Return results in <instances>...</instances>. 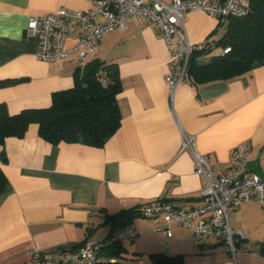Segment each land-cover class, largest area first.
I'll list each match as a JSON object with an SVG mask.
<instances>
[{
	"label": "crops",
	"instance_id": "1",
	"mask_svg": "<svg viewBox=\"0 0 264 264\" xmlns=\"http://www.w3.org/2000/svg\"><path fill=\"white\" fill-rule=\"evenodd\" d=\"M60 7L89 12L93 0H0V104L10 114L47 107L52 94L74 85L75 60L46 61L35 56L36 41L25 36L31 15ZM184 26L193 44L222 35L217 19L188 12ZM78 30L65 45L76 42ZM213 54L199 56L206 60ZM95 57L118 67L120 126L102 147L52 144L31 123L22 137L0 144L6 184L0 193V264H25L34 249L56 253L75 249L87 238L102 239L119 229L106 218L156 199L183 208L202 203V178L194 158L181 149L182 131L195 137V149L216 172H227L233 150L250 146L252 171L264 169V63L230 79L180 85L170 98L165 76L170 57L158 27L145 18L104 34ZM240 229L248 253L235 259L212 236L195 237L171 225L154 231V219L134 216L139 233L118 246L112 263L156 264L151 254L180 255L182 264H264V207L249 201L228 213ZM107 257V256H106Z\"/></svg>",
	"mask_w": 264,
	"mask_h": 264
},
{
	"label": "built area",
	"instance_id": "2",
	"mask_svg": "<svg viewBox=\"0 0 264 264\" xmlns=\"http://www.w3.org/2000/svg\"><path fill=\"white\" fill-rule=\"evenodd\" d=\"M89 12L60 7L28 17L25 36L36 41L35 56L46 61L72 59L82 68L98 52L101 37L115 29H124L127 21L145 18L154 23L162 35L170 57V69L165 80L173 99L176 89L188 80V68L194 51H205L209 43L193 44L185 30L184 17L188 12L201 11L217 19L225 27L229 17L248 13L250 0H93ZM78 30L72 45H65L68 35ZM230 48H218L224 54ZM209 52H206L207 54ZM181 149L191 151L194 173L203 182L200 188L202 203L183 208L173 202L156 199L137 208L140 216L154 219V231L171 234V225L189 229L195 237L218 238L230 256L237 251L248 253L240 246L244 238L240 229L230 225L228 213L239 205L256 201L264 207V169L252 171L250 146L243 142L235 147L228 163V171L216 172L209 159L195 149V137L182 131ZM139 230L125 225L102 239L87 238L72 250L42 253L34 249L25 264H103L112 262L102 251L114 244L135 237Z\"/></svg>",
	"mask_w": 264,
	"mask_h": 264
},
{
	"label": "trees",
	"instance_id": "3",
	"mask_svg": "<svg viewBox=\"0 0 264 264\" xmlns=\"http://www.w3.org/2000/svg\"><path fill=\"white\" fill-rule=\"evenodd\" d=\"M216 47L230 49L224 54L217 52L211 54L205 61L198 60L199 56ZM262 63H264V0H250L247 14L229 17L220 38L209 43L205 51L192 53L188 77L195 84L225 80ZM4 82L7 80L0 81ZM121 90L117 64L107 63L94 56L84 67L76 68L73 87L54 92L47 107L26 108L10 114L7 107L1 103L0 144H4L6 137L24 136L29 125L36 123L38 134L52 144L67 142L102 147L120 126L121 113L117 94ZM4 160L5 153L2 151L0 161ZM5 184L6 177L0 167V193ZM137 208L122 210L117 214L107 215L106 218L113 223L117 221V225L123 227L138 215ZM119 244L114 243L106 247L101 254L107 258L117 255ZM151 258L156 264H182L180 255L168 256L157 253L151 254Z\"/></svg>",
	"mask_w": 264,
	"mask_h": 264
},
{
	"label": "rangeland",
	"instance_id": "4",
	"mask_svg": "<svg viewBox=\"0 0 264 264\" xmlns=\"http://www.w3.org/2000/svg\"><path fill=\"white\" fill-rule=\"evenodd\" d=\"M222 31H223V29H222ZM217 50H218V47L214 48V49H213V54L216 53ZM206 60H207V59H206ZM201 61H205V60H201Z\"/></svg>",
	"mask_w": 264,
	"mask_h": 264
}]
</instances>
